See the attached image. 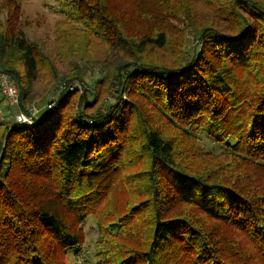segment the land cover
Instances as JSON below:
<instances>
[{"label": "trees", "instance_id": "16d2710c", "mask_svg": "<svg viewBox=\"0 0 264 264\" xmlns=\"http://www.w3.org/2000/svg\"><path fill=\"white\" fill-rule=\"evenodd\" d=\"M54 2L53 54L0 1V264H264V0Z\"/></svg>", "mask_w": 264, "mask_h": 264}, {"label": "rangeland", "instance_id": "374dc122", "mask_svg": "<svg viewBox=\"0 0 264 264\" xmlns=\"http://www.w3.org/2000/svg\"><path fill=\"white\" fill-rule=\"evenodd\" d=\"M21 3L22 16L20 17V22L17 24L19 28H21L25 32L26 37L30 41L37 42L40 46L45 48L48 53H56V23L57 21L62 19V15L58 12V7L55 4L54 0H21ZM180 23L181 27H183V20H181ZM59 69L61 70V74H69V72L71 71L70 67L68 66H63L62 68L59 67ZM1 77L2 76H0V80ZM84 78L88 80L89 73H86L84 75ZM71 82V85H76V90H78L81 94H83V92H85L83 90L87 88L86 85L88 84L86 83H89L80 82L79 80L75 79H73ZM59 85L60 82H57L55 85H50L47 79H40L39 82L36 83L33 90L34 101L32 102V104L27 103L28 108L35 107L32 109L33 116L38 112L39 114L37 116L43 115L44 111H46L47 105L50 103V99L57 98L58 92L56 91V89ZM1 92L3 94L2 87L0 88V124H10L12 123L14 118L18 119L19 122V116L25 115L21 112L20 102L18 101L16 105L12 104L6 97V100L3 98ZM53 105L54 104H52L51 106L53 107ZM94 228L95 225L92 220H89L83 226L85 243L87 245L86 250L88 253L83 255V257L78 261V264H90L94 253H96L95 243L97 241V232ZM87 258L88 263H86Z\"/></svg>", "mask_w": 264, "mask_h": 264}, {"label": "built area", "instance_id": "2783aa9c", "mask_svg": "<svg viewBox=\"0 0 264 264\" xmlns=\"http://www.w3.org/2000/svg\"><path fill=\"white\" fill-rule=\"evenodd\" d=\"M1 87L3 89V95L12 103L17 104L19 101V92L16 86L7 78L3 77L1 80ZM76 89V85H71L70 90L74 91ZM52 107V106H51ZM19 122L22 123H32L31 117L27 115H21L19 116ZM18 120V119H17Z\"/></svg>", "mask_w": 264, "mask_h": 264}]
</instances>
